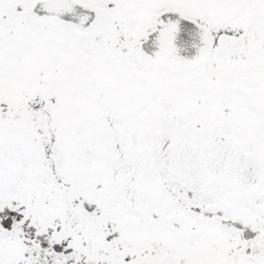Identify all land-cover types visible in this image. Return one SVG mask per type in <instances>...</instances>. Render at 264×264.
Segmentation results:
<instances>
[{"label":"snow or ice","instance_id":"1","mask_svg":"<svg viewBox=\"0 0 264 264\" xmlns=\"http://www.w3.org/2000/svg\"><path fill=\"white\" fill-rule=\"evenodd\" d=\"M0 264H264V0H0Z\"/></svg>","mask_w":264,"mask_h":264}]
</instances>
